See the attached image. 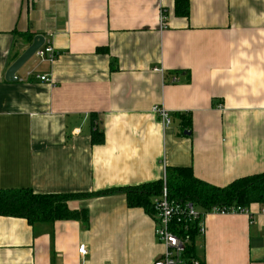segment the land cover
I'll return each mask as SVG.
<instances>
[{
	"label": "crops",
	"instance_id": "obj_1",
	"mask_svg": "<svg viewBox=\"0 0 264 264\" xmlns=\"http://www.w3.org/2000/svg\"><path fill=\"white\" fill-rule=\"evenodd\" d=\"M178 1L0 0V189L104 193L163 182L169 167L224 187L264 172V0H188V15ZM39 34L55 60L35 55L7 80ZM69 208L89 223L0 215V264H153L165 252L156 216L124 194ZM262 209L207 211L189 253L264 264Z\"/></svg>",
	"mask_w": 264,
	"mask_h": 264
},
{
	"label": "trees",
	"instance_id": "obj_2",
	"mask_svg": "<svg viewBox=\"0 0 264 264\" xmlns=\"http://www.w3.org/2000/svg\"><path fill=\"white\" fill-rule=\"evenodd\" d=\"M178 4V13L188 15V0H179ZM92 139L94 144L102 143L104 134L95 130ZM167 173L170 198L178 202H192L206 212L219 209L237 213L250 211L254 203L264 204V172L239 178L224 187L213 186L196 178L189 167H169ZM162 188L163 182L158 180L140 186L119 187L104 193L90 194L37 193L31 188L0 189V215L24 218L31 224L67 220L88 224V211L71 210L69 202L113 194L126 195L130 207L144 208L153 215V199L161 194Z\"/></svg>",
	"mask_w": 264,
	"mask_h": 264
},
{
	"label": "built area",
	"instance_id": "obj_3",
	"mask_svg": "<svg viewBox=\"0 0 264 264\" xmlns=\"http://www.w3.org/2000/svg\"><path fill=\"white\" fill-rule=\"evenodd\" d=\"M167 16L161 10V26L166 25ZM36 56L42 62H53L57 53L53 45L45 40ZM41 81H49L47 75H36ZM176 77L173 78L176 81ZM152 112L155 113L163 126L168 128L172 124L170 112L161 105H154ZM166 167V164H165ZM154 215L156 216L155 235L165 245V252L153 264H202L193 257L188 250L195 234L205 235L207 228L205 217L207 212L201 211L192 202H178L170 198L168 190L167 172L163 175V188L161 194L153 201ZM213 212L229 213L227 210L214 209ZM249 212V211H243ZM264 212V209H262ZM195 232V234H193ZM86 248L79 249L85 254Z\"/></svg>",
	"mask_w": 264,
	"mask_h": 264
},
{
	"label": "water",
	"instance_id": "obj_4",
	"mask_svg": "<svg viewBox=\"0 0 264 264\" xmlns=\"http://www.w3.org/2000/svg\"><path fill=\"white\" fill-rule=\"evenodd\" d=\"M45 43L44 35H36L33 43L16 59V61L9 67L6 73V79L14 81L16 80V73L29 61L31 60L38 50Z\"/></svg>",
	"mask_w": 264,
	"mask_h": 264
},
{
	"label": "rangeland",
	"instance_id": "obj_5",
	"mask_svg": "<svg viewBox=\"0 0 264 264\" xmlns=\"http://www.w3.org/2000/svg\"><path fill=\"white\" fill-rule=\"evenodd\" d=\"M34 58H35V57H34ZM35 59H36V58H35ZM196 207H199V206L196 205Z\"/></svg>",
	"mask_w": 264,
	"mask_h": 264
}]
</instances>
